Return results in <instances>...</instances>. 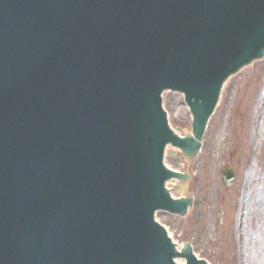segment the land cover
Segmentation results:
<instances>
[{
    "label": "water",
    "instance_id": "95a60500",
    "mask_svg": "<svg viewBox=\"0 0 264 264\" xmlns=\"http://www.w3.org/2000/svg\"><path fill=\"white\" fill-rule=\"evenodd\" d=\"M263 50L264 0H0V264H204L151 218L190 202L161 189L159 94L198 139Z\"/></svg>",
    "mask_w": 264,
    "mask_h": 264
},
{
    "label": "rangeland",
    "instance_id": "374dc122",
    "mask_svg": "<svg viewBox=\"0 0 264 264\" xmlns=\"http://www.w3.org/2000/svg\"><path fill=\"white\" fill-rule=\"evenodd\" d=\"M178 100L172 93L164 96L169 119L182 133L189 124ZM168 149L176 155L167 153L165 162L184 170L178 151ZM222 167L235 174L228 188L221 182ZM194 171L192 209L182 218L158 213L157 220L175 242L189 240L209 264H264V58L224 83Z\"/></svg>",
    "mask_w": 264,
    "mask_h": 264
}]
</instances>
